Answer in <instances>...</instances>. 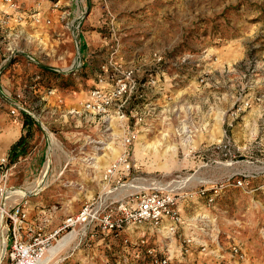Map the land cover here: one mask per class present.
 I'll list each match as a JSON object with an SVG mask.
<instances>
[{"label":"rangeland","instance_id":"obj_1","mask_svg":"<svg viewBox=\"0 0 264 264\" xmlns=\"http://www.w3.org/2000/svg\"><path fill=\"white\" fill-rule=\"evenodd\" d=\"M10 1L0 0V136L20 135L22 112L40 130L11 164L16 137L0 145L4 195L52 162L49 185L4 203L56 228L99 197L172 190L183 217L201 225L208 215L220 250L237 243L247 263L264 264V0ZM128 71L136 88L123 107L84 110L99 77L107 90ZM128 132L135 137L125 148ZM50 133L64 154H52ZM124 149L130 170L107 173ZM72 228L53 258L48 250V264H118L121 238L106 236L113 243L97 254L94 239L104 236L80 225L60 230L52 245ZM3 238L6 248L0 215ZM5 248L0 264H8ZM192 258L215 264L211 254Z\"/></svg>","mask_w":264,"mask_h":264},{"label":"built area","instance_id":"obj_2","mask_svg":"<svg viewBox=\"0 0 264 264\" xmlns=\"http://www.w3.org/2000/svg\"><path fill=\"white\" fill-rule=\"evenodd\" d=\"M6 1L14 5L10 0ZM98 81L99 84L89 91L83 103L84 110L94 115L104 116L116 103L118 109L123 107L136 88V80L130 71L116 77L114 86L107 90L103 88L104 79L99 77ZM120 117L126 118L124 114ZM138 122L136 119L135 123ZM134 137L132 132L123 136L125 148ZM118 168L125 172L131 168L125 149L110 164L107 173L111 174ZM4 193L6 190L0 185V213L9 237L5 252L8 264H48L49 261H41L53 246L52 240L56 239L60 230L75 225H80L84 234L88 230L93 235L121 238L122 254L118 264H194L196 258L192 256L195 252L197 255L211 254L215 264H232V261L240 262L245 257L237 243L220 250L217 242L219 232L213 231V222L208 215L201 216V225L193 218L183 217L178 207V197L172 190L152 188L116 198L99 197L86 204L77 215L66 218L62 227L49 235L41 233L47 218H42L38 224L29 223L19 202L9 207L4 203L9 198ZM199 193L206 195V190L201 189ZM212 201V197L207 198L209 204ZM22 230H25L24 234ZM210 243L216 244V247L209 249Z\"/></svg>","mask_w":264,"mask_h":264},{"label":"bare ground","instance_id":"obj_3","mask_svg":"<svg viewBox=\"0 0 264 264\" xmlns=\"http://www.w3.org/2000/svg\"><path fill=\"white\" fill-rule=\"evenodd\" d=\"M5 144H7V143H5ZM110 145H112V142H109L107 144V147L109 149H110ZM50 149L52 150V154H55V150H59L60 153H63L64 154V151H63V149H62L59 141L51 133H50ZM113 153H116V151L114 150ZM50 161H51L50 158H48V160L45 161V164H44V166L42 168V171H41V174H40L39 178L33 184H31L30 186H27V187H14V188L10 189V191L7 192V194H6L5 197L7 198V197H10L11 196V197H16L15 199H20V198L24 197L27 194L30 195V194L37 193L43 187L49 185V184H47V174L49 172ZM13 201H14V199H13ZM0 215H1V213H0ZM1 219H2V215H1ZM70 233L71 232H69L66 235H64L61 239L58 240V242L54 246L50 247L51 249L50 248H49L50 250L48 249L49 250V253L51 254L53 252L52 250H54L57 247V245H58V243L60 241L61 242L62 241H65L64 242L65 244L61 245V246H65L68 243V241L72 238ZM67 236H68V239L66 240V237ZM0 241H1L0 242V256H2L3 255V252H4V248H5V243H3L4 242V238L1 239ZM57 248H59V247H57ZM60 248H62V247H60ZM57 250L58 249H56L55 251H57ZM45 257L42 259L41 263L48 262L45 259Z\"/></svg>","mask_w":264,"mask_h":264},{"label":"crops","instance_id":"obj_4","mask_svg":"<svg viewBox=\"0 0 264 264\" xmlns=\"http://www.w3.org/2000/svg\"><path fill=\"white\" fill-rule=\"evenodd\" d=\"M35 120V119H34ZM37 123H38V121L37 120H35ZM39 124V123H38ZM22 134V129H21V133H20V135ZM16 135H17V130H16V128H15V131H11V132H7V133H5L3 136H0V145L1 146H5V145H7L13 138H15L16 137ZM20 135L19 136H17L16 137V139H18L19 137H20ZM15 142V141H14ZM5 143H7V144H5ZM4 144V145H3ZM11 146V145H10ZM116 151V153H112V157L111 158H114L115 157V155L117 154V150H115ZM118 156H119V154H118ZM117 156V157H118ZM117 159V158H116ZM115 159V160H116ZM112 161H114V160H112ZM97 163V162H96ZM96 163H95V165H96ZM107 177H109L107 174H105L104 173V176L102 177V179L101 180H105ZM105 183V182H104ZM106 184H107V181H106ZM111 194H114L113 192L111 193ZM27 208V211H28V207H26ZM79 212V211H78ZM78 212H75L74 214H69L66 218H68L69 216H75V215H77L78 214ZM30 215V214H29ZM66 218H64L62 221H61V224H60V226L57 228H53V227H49V225H46L43 229H42V231H41V233L42 234H44V235H49V234H52L53 232H55V231H57V230H59L61 227H62V225H63V223H64V220L66 219ZM28 222L29 223H35L36 221L34 220V218H32V217H28ZM71 237L72 236H74V232H72L71 231ZM94 246H92V248L94 249L95 248V252H98L97 254H99L101 251L103 252V250H106V249H108V247L110 246V244H112L113 243V241H112V239L111 238H105L104 237V240L103 239H101V240H97V238L96 239H94ZM63 247H65V246H63ZM56 249H60V247L59 248H55L54 250H52L53 252L50 254V255H52V258H53V256L56 254V252L58 251H55ZM242 249V248H241ZM242 250H244V249H242ZM48 253V252H47ZM247 259H245L244 261H242V262H240L239 264H250V263H247V261H246ZM232 264H238V262H236V261H232ZM252 264V263H251Z\"/></svg>","mask_w":264,"mask_h":264},{"label":"trees","instance_id":"obj_5","mask_svg":"<svg viewBox=\"0 0 264 264\" xmlns=\"http://www.w3.org/2000/svg\"><path fill=\"white\" fill-rule=\"evenodd\" d=\"M22 115V134L9 147L7 152L8 164L15 162L20 156L27 153V146L31 141L34 131L40 130L39 124L29 114L22 112Z\"/></svg>","mask_w":264,"mask_h":264}]
</instances>
